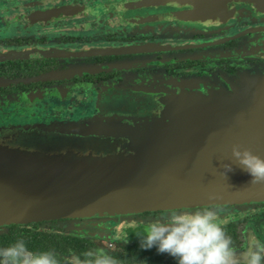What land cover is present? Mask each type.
Wrapping results in <instances>:
<instances>
[{
  "label": "flooded vegetation",
  "instance_id": "af4514ba",
  "mask_svg": "<svg viewBox=\"0 0 264 264\" xmlns=\"http://www.w3.org/2000/svg\"><path fill=\"white\" fill-rule=\"evenodd\" d=\"M205 1L0 0V127L88 120L100 108L129 105L138 86L167 79L223 86L227 76L264 77V15L243 11L215 29H196L192 8ZM205 207L217 212L239 264L258 247L264 254V201L146 210L99 227L80 218L10 224L0 227V248L23 239L60 264H95L102 254L118 264H176L142 249L138 236L170 211Z\"/></svg>",
  "mask_w": 264,
  "mask_h": 264
},
{
  "label": "water",
  "instance_id": "95a60500",
  "mask_svg": "<svg viewBox=\"0 0 264 264\" xmlns=\"http://www.w3.org/2000/svg\"><path fill=\"white\" fill-rule=\"evenodd\" d=\"M205 2L192 8L196 29L264 15V0ZM225 81L167 79L88 120L0 127V227L60 218L99 227L146 210L264 201V183H250L231 155L239 145L264 159V77Z\"/></svg>",
  "mask_w": 264,
  "mask_h": 264
},
{
  "label": "clouds",
  "instance_id": "9594fccd",
  "mask_svg": "<svg viewBox=\"0 0 264 264\" xmlns=\"http://www.w3.org/2000/svg\"><path fill=\"white\" fill-rule=\"evenodd\" d=\"M231 155L251 176L250 183H264V159L239 145L232 147ZM224 168L231 170L227 164ZM217 215L215 210L206 207L190 213L170 211L149 222L147 232L138 236L140 247L144 250L155 248L158 254L172 257L176 264H239L231 238L216 222ZM0 264H60V261L52 251H30L20 239L0 248ZM95 264L118 262L111 255L102 254ZM248 264H264L260 247L251 252Z\"/></svg>",
  "mask_w": 264,
  "mask_h": 264
},
{
  "label": "rangeland",
  "instance_id": "374dc122",
  "mask_svg": "<svg viewBox=\"0 0 264 264\" xmlns=\"http://www.w3.org/2000/svg\"><path fill=\"white\" fill-rule=\"evenodd\" d=\"M115 109V108H114ZM117 109V108H116Z\"/></svg>",
  "mask_w": 264,
  "mask_h": 264
}]
</instances>
